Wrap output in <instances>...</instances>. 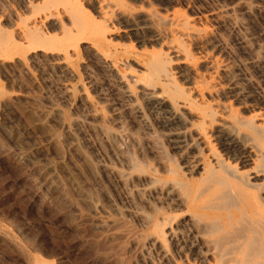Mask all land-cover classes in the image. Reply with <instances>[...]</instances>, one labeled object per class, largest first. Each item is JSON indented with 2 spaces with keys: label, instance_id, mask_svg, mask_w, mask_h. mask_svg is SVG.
<instances>
[{
  "label": "rangeland",
  "instance_id": "374dc122",
  "mask_svg": "<svg viewBox=\"0 0 264 264\" xmlns=\"http://www.w3.org/2000/svg\"><path fill=\"white\" fill-rule=\"evenodd\" d=\"M77 2L71 20L41 21L58 33L52 50L0 56V230L26 252L0 235V264H214L174 180L195 184L200 169L184 162L197 148L195 109L174 106L173 92L194 95L196 73L209 71L221 102L264 112V0ZM42 3L0 0V28L25 41L16 32ZM153 50L170 57L171 79L149 81ZM163 217L164 242L152 232Z\"/></svg>",
  "mask_w": 264,
  "mask_h": 264
},
{
  "label": "bare ground",
  "instance_id": "6f19581e",
  "mask_svg": "<svg viewBox=\"0 0 264 264\" xmlns=\"http://www.w3.org/2000/svg\"><path fill=\"white\" fill-rule=\"evenodd\" d=\"M46 3H48V0H45V3L40 4L37 8L34 6L36 10L41 11L37 15L30 17L26 21L25 26L22 25L23 29L21 28V31L16 32L19 33L22 39L25 38V41H19L20 43L16 42L12 38V31L0 28V56L2 58L11 57L13 54L18 53V49L22 48V46L27 50L33 48L45 49L46 51L52 50L55 46L54 41L58 38V33L43 30L41 28V21L51 16L61 21V13H67L71 16V20L81 9L77 0H67V3H63L61 7H57V4L53 1L49 2L50 4H54L53 7H50L52 5L48 6L49 3L46 5ZM82 15L80 16L82 17ZM124 17L126 16L124 15ZM75 20L74 22L77 21V23L81 21ZM167 21L169 22V20L165 19L164 22ZM172 21L175 20L173 19ZM175 22L186 25L187 20L185 18L181 19V21L176 19ZM81 23L78 24L82 25ZM152 23L154 22L152 21ZM50 25L52 24L50 23ZM68 26L66 23H63L61 28L67 30ZM94 26L97 27L96 25ZM95 27H92L93 30H96ZM70 30L68 29L66 33ZM93 30L91 31L94 32ZM104 30L105 26L101 25L94 32L95 35L100 37V40L105 36ZM192 34L194 35L195 33ZM7 37L10 38L8 39ZM68 38L70 39V36ZM65 40H68L67 37ZM176 43L178 42L176 41ZM70 47H72L71 44ZM153 52V56L147 62L149 66V69H147L149 72V81L152 76L153 78L156 77V79H171L170 71L165 64L167 61H170V57L167 60L160 53L159 55L156 54V51L153 50ZM210 64L214 68L217 66L216 60L213 58H211ZM148 75L146 76L147 78ZM190 88L194 91V95L192 96L185 93L182 89H173V93H175L173 102H175L174 106H177L176 103L180 102L195 109V125L198 130L193 139H191L193 144L197 145V148L194 151V156L184 157V162L188 168L195 167L194 165L198 164V168L200 169L198 172L199 179L192 185L189 180L176 178L174 180L177 186H179L180 194L183 195L186 206L193 211L192 215L196 219L194 220L197 222L201 218V221H198V223H201L202 234L209 237V239L207 238V247L205 245L206 251L202 253L203 258L206 260L205 255L211 254L214 264H264V112L248 109L247 114H242L232 104L221 102L218 95L222 93V85L215 80L213 74L209 71L196 73V77L192 80ZM148 93H154V91ZM169 107L172 117L173 115L176 116L177 112L175 113L173 107ZM211 134L212 137L210 138ZM168 169L169 172L171 171L173 174H177V170L174 167L171 166ZM45 171L43 170V172ZM59 186L55 188L59 189ZM88 215V213H78V217L81 220ZM83 220L85 221L86 219ZM165 220L163 217L162 221H156L152 225L153 234L156 238L163 240V242L166 240H164L166 233L164 225L166 224L163 222ZM104 223L112 227L118 224L117 221L108 219ZM8 234L6 230H0L2 238L13 243L22 254L24 253L23 256L26 255L23 247L17 244V242H14V238H11ZM127 235L126 233L119 234L122 237ZM38 258L34 259L38 260ZM49 262L37 261L39 264H51ZM204 264H211V262L207 259L204 261Z\"/></svg>",
  "mask_w": 264,
  "mask_h": 264
}]
</instances>
